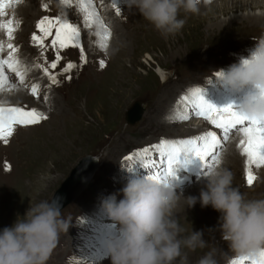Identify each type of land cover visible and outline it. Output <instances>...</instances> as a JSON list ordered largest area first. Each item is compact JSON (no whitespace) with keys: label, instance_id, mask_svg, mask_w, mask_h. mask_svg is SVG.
<instances>
[{"label":"rangeland","instance_id":"374dc122","mask_svg":"<svg viewBox=\"0 0 264 264\" xmlns=\"http://www.w3.org/2000/svg\"><path fill=\"white\" fill-rule=\"evenodd\" d=\"M94 1L95 4L100 2V0ZM106 2L112 14L111 19L115 18L118 25L124 26V30L118 34L115 40V42L119 40L116 42L117 46L112 53L108 49L105 52L96 46L99 45L96 41L84 38L86 35L84 36L81 18L73 15V11H68V8L66 12L71 17L69 20L81 30V43L83 44L85 41L83 47L88 62L82 64L78 48L61 49L62 59L56 69H51L56 78L60 79L59 86L51 84L42 70L35 67L36 64H45L47 60L50 63L55 61L56 51L51 47L55 29H53V37H50V41L45 42L47 47L44 57H41L40 49L33 45L31 37L34 33L41 34L37 23L44 16L53 18V15L66 14L63 13L62 4L48 2L47 5L50 6V9L46 12L44 8H38L37 12L40 10L42 16L36 21L32 20L31 25H28L31 29L28 33L22 32L25 30V24L21 18L17 17L19 16L17 14L18 7L26 5V0L14 4L11 9L7 8V14L0 17L5 22L13 18L20 22L18 33H14L11 43L16 41L13 44L19 48L17 55L20 61L29 59L30 64H34L33 72H36L37 69L39 74L42 72L40 77L45 79L42 78L41 84L36 83L40 86L39 100L30 92L34 85L32 84L34 78H32L25 81V85H23L24 91L29 88L27 102L21 104L9 102V105L6 102V106L14 105L27 109H36L37 107L38 111L48 116V119L39 125L16 126L20 128L36 127L32 128L28 136L25 133L20 134L16 130L7 145L0 141V206L5 210L2 217L3 223L0 224V232L6 227H11L18 217H23L31 204L34 205L43 200L51 201L53 195L75 166L87 160L93 162L94 173L86 187L72 203L61 211L62 215L70 220V228L68 233H61L57 247L53 250L47 264H112L108 245L118 236L119 225L109 218L104 203L111 196H116L117 200L122 199V189L130 179L149 175V172H146L148 170L143 168L136 159V153L160 143L161 140L196 137L194 133L188 131L191 130L193 124L203 125L205 121L202 117L193 114L192 111L189 112L188 120L181 122L176 119L173 121L172 114L177 112L174 111L176 100L190 95L193 89L199 88L202 89V93L210 95L209 103L217 105L216 107L223 108L232 105L236 110H239L248 93L254 94L255 92L251 86L241 91H235L222 84L213 74L219 73L221 69L227 71L232 65L238 64L242 58H247L250 50L255 48L256 40L264 37V20L257 22L256 25H249L250 23L246 19L230 22L231 18H241L245 14H264V0H259V5L262 8L252 10L253 3L247 1L243 2L246 5L244 10L239 11L236 10L237 8H233L232 11H227L226 15L210 13L213 6L222 4L221 1L213 0L212 4H205V7L201 4L199 14L182 12L181 18L185 19L184 28L177 35L167 38L161 36L147 20L140 19L136 10L129 7L127 10L123 1L117 0V6L121 9L119 16L112 7L111 0ZM240 4L241 2L237 6L241 7ZM230 6L232 5L230 4ZM98 7H100L99 4ZM100 9L103 8L100 7ZM12 10L15 12L9 14V11ZM104 19L110 18L105 16ZM80 25L82 26L80 27ZM87 37L89 36L87 35ZM0 41L5 44V51L0 55L7 58L6 45L9 41L6 32L2 31ZM88 44H93L94 48H89ZM68 50L70 51L66 53ZM26 58L28 59L26 60ZM101 60L106 64L103 69L100 67ZM49 61L47 64H50ZM69 62L75 64L76 67L71 72H64L63 68ZM30 64L26 66L30 67ZM159 70H161V76L158 73ZM162 75H165L167 79V81H163L164 84ZM243 91L247 92L241 93ZM45 96L53 99L55 108L47 107L50 101L49 99L45 101ZM232 97L233 100L238 97V102L229 104ZM135 103L141 104L143 114L138 122L129 125L126 122V113ZM57 109L64 110L65 113L58 115ZM74 123H79L76 125L80 126L82 133L79 138L69 143L68 133H72ZM166 123L171 126L174 124V132L165 131ZM204 127L208 132L211 129V131L220 134V130L215 129L211 124L204 125ZM184 131L185 133H183ZM206 131L203 132L206 133ZM51 133L56 137L59 136L58 134H62L60 136L65 137V141L63 140L62 143H65L66 148L69 147L68 149L71 151H64L66 148H62V143H55L54 151L58 155L64 151L60 161L64 163L48 161L45 166L48 168V172L42 173L41 166L33 163L28 155L32 148L31 145L36 140H40L44 135H47L48 138ZM237 134L239 135L235 131L232 133L225 145V150L232 139L238 136ZM21 143L25 145L22 146ZM50 145L53 152L54 143ZM155 154L157 153L152 155L153 159H155ZM15 155H19L20 160ZM128 156H132L133 161L126 160L125 158ZM196 161H194L195 164L186 165L183 167L184 170L180 171L178 176L180 183L175 185L177 192L184 193L183 191L196 187L198 181L203 178L199 174H204L206 171L204 163L197 157ZM95 165L96 167H94ZM9 167L11 168L10 172ZM129 169L133 170L129 171ZM245 171V169L240 172H236L235 169L230 170L235 180V187L249 198H264V191H259L261 190L258 183L259 176L253 171L257 181L252 187H249L246 177H244ZM187 172L195 173V175L186 177L185 173ZM39 182L40 184L36 185ZM184 205L182 208L180 202L178 203L174 210V216L180 225L187 226L189 230L193 225H198L196 228H199V232L203 233V239L207 242L206 247L197 248L195 251L183 249V254L187 257L185 264H199L200 259L209 251H214L217 264H229L232 260L241 258L232 252L228 243L221 238L219 212L214 211L215 218L212 214L214 212L207 210V208H211L210 206L202 207L195 203L194 206L188 207L187 202H184ZM203 216L206 217H204L206 224L200 222ZM199 222L200 224H198ZM258 258L255 260H259ZM180 260L181 258H177L175 264H180ZM252 260H246L245 264H252Z\"/></svg>","mask_w":264,"mask_h":264},{"label":"clouds","instance_id":"9594fccd","mask_svg":"<svg viewBox=\"0 0 264 264\" xmlns=\"http://www.w3.org/2000/svg\"><path fill=\"white\" fill-rule=\"evenodd\" d=\"M212 0H128L160 34L175 36L185 26L181 13L199 14L201 4ZM247 58L227 71L214 73L220 82L235 91L251 86L239 108L249 119H264V37L256 40ZM206 190H201L202 207L211 206L220 213L221 238L239 257L257 259L264 250V198H249L233 186L232 173L221 164L205 175ZM123 198L109 197L104 208L119 225V234L108 245L112 264H185L183 249L195 251L207 242L202 232L182 235L185 229L174 216L181 199L188 207L195 197L178 194L172 179L161 183L149 175L133 178L122 189ZM70 220L60 210L58 201L43 200L18 217L11 227L0 232V264H47L57 247L61 233H68ZM199 264H217L214 251L203 256ZM231 264V262H229Z\"/></svg>","mask_w":264,"mask_h":264},{"label":"snow or ice","instance_id":"6c2138e0","mask_svg":"<svg viewBox=\"0 0 264 264\" xmlns=\"http://www.w3.org/2000/svg\"><path fill=\"white\" fill-rule=\"evenodd\" d=\"M22 0H0V17L5 16L6 9L14 4L21 3ZM103 3V0H101ZM61 4L72 7V0H61ZM79 11L83 14L84 26L88 29L95 27L96 36L99 38V47L107 51L108 41L111 38V31L100 17L96 10L94 0H78ZM111 5L115 9L116 14H121V9L117 6V0H111ZM45 11L48 10V5L43 4ZM19 21L15 18L8 21L0 20V31L7 34L8 43L6 48L8 50L7 58L0 55V93L5 90L15 88L11 83L7 72L14 73L19 79L21 85H25V79L28 67L24 65L19 57V48L11 41L14 39V33L19 28ZM40 35L33 34L31 39L33 45L40 49L41 57H44L46 51L45 40L48 37H53V29H55L54 38L51 40V47L56 51V59L54 62L47 64L45 57V64H36L35 67L40 68L45 76L48 77L51 84L59 86V81L56 75L51 72V69H56L57 64L62 59L60 55L61 49L69 47L78 48L80 50V59L82 64H86L87 56L85 55L84 47L81 43V30L62 14L56 18H49L44 16L37 23ZM5 51V44L0 41V54ZM76 67L75 64L69 62L63 68L64 72H71ZM100 67L103 69L106 64L103 60L100 61ZM71 79V77H68ZM39 85H32L31 95L39 100ZM47 101L48 97H44ZM184 109L183 112L179 108ZM189 109H191L196 116L203 117L215 129L220 130L221 134L216 131H209L203 135H199L190 139L181 140H161L160 143L146 147L136 153V159L139 164L148 170L149 176L161 183L167 182L169 179L176 178V173L180 167L190 163V157H197L204 163L206 169L204 175L221 163V154L225 151V145L229 141L230 136L235 131L242 135L239 141L238 148L241 155L246 157V179L249 187H252L257 179L253 172V167L260 169L264 167V119H249L242 115L234 106L228 105L223 108H218L209 103L202 94V89L196 88L191 91L190 95H186L178 101V109L176 112V119L178 121H185L190 118ZM45 113L37 109H27L26 107L6 106L5 101H0V141L5 145L9 143L10 138L16 131V126H30L39 125L42 121L47 120ZM153 153L158 154V159H153ZM126 160H133L132 156L125 158ZM134 169V168H133ZM133 169H129L132 171ZM9 172L11 168H8ZM259 260H252V264H264V250L261 251ZM248 257H241L234 259L231 264H245Z\"/></svg>","mask_w":264,"mask_h":264},{"label":"bare ground","instance_id":"6f19581e","mask_svg":"<svg viewBox=\"0 0 264 264\" xmlns=\"http://www.w3.org/2000/svg\"><path fill=\"white\" fill-rule=\"evenodd\" d=\"M27 1V4L26 5H22V6H19L18 7V12H17V14L19 15V16H17L19 19L21 18V21H23L24 22V24H25V30H22V32H30L31 31V29H30V27L28 26V25H31V23H32V20H34V21H36L39 17H41L42 16V14L38 11L37 12V9L39 8H41L42 7V5L43 4H47L48 2H56V3H58V2H60L61 3V0H26ZM107 0H103V3L101 2V0H100V2L99 3H96L95 4V1H94V4H95V7H96V10L99 12V14H100V17L103 19V21H104V23L109 27V29H110V31H111V38H110V40L108 41V43H110V44H108V50H110L111 51V53L113 52V49L115 48V46H117V44H116V42L117 41H119V40H117L116 42H115V40H116V38H117V36H118V34L119 33H121L122 32V30H124V26H120V25H118L117 24V21H116V19L115 18H113V19H111L112 17H111V12L109 11V9H108V6H107V2H106ZM121 1H123L124 2V6L127 8V10H128V0H121ZM213 1V0H212ZM216 1H221V5L219 6V5H217V6H213L211 9H212V11H210V13H213V14H215V13H221L222 15H224L227 11H232L231 9H233V8H237L236 10H239V11H242V10H244L245 9V4L244 3H246L247 1H250V2H252L253 3V6L251 7V9L252 10H255V9H259V8H262V6H260L259 5V0H216ZM263 1V0H262ZM239 2H241V7L240 6H237V4H239ZM244 2V3H243ZM264 3V2H263ZM262 3V4H263ZM98 4L100 5V7L101 8H103V9H100V7H98ZM212 4V3H211ZM217 4V3H216ZM230 4L232 5V6H230ZM202 5H204V7H205V4H203L202 3ZM53 6V5H52ZM55 6V5H54ZM58 6V5H57ZM110 7V6H109ZM43 8V7H42ZM57 8V7H56ZM69 8V9H68ZM10 9H11V7H10ZM48 9H50V6H48ZM62 9H64L63 10V13H66L64 16L69 20V19H71V17L67 14L68 12H66V10L68 9V11L69 10H71V11H73V15H76V17L77 18H81V22H82V24H83V30H84V32H85V34H84V36L86 35V37H84V38H88V40H90V41H96V43H98L99 44V38L96 36V34H95V32H96V28L95 27H93L92 29H88V28H86L85 26H84V23H83V14L82 13H80V11H79V4H78V0H72V7H67V6H65V5H63L62 4ZM210 9V10H211ZM43 10V9H42ZM130 10V9H129ZM133 10H135V9H133ZM59 11V10H58ZM13 12H15L14 10H12V11H9V14H11V13H13ZM46 12V11H45ZM50 13H52L53 14V12H51L50 11ZM69 13H71V12H69ZM62 14V13H61ZM136 14H138L139 16H140V19H143V17L139 14V13H136ZM45 15H47V14H45ZM78 15V16H77ZM128 15V14H127ZM226 15V14H225ZM229 15V14H228ZM10 16H12V15H10ZM105 16H108L110 19H104V17ZM135 16H137V15H135ZM56 17H58V15H53V18H56ZM135 18V17H134ZM138 18V17H137ZM127 19H129L128 17H127ZM131 19V18H130ZM247 20L249 23V25H256V23L257 22H261L262 20H264V14H260V15H248V14H245V15H242L241 16V18H237V17H235V18H231L230 19V22H236V21H244V20ZM1 20V19H0ZM135 20V19H134ZM3 21V20H2ZM69 22H71L70 20H69ZM138 22V21H137ZM142 23V22H141ZM126 24V23H125ZM138 24V23H137ZM140 24V23H139ZM227 24V23H226ZM20 25V24H19ZM79 25V24H78ZM130 25V24H129ZM262 25V24H261ZM260 25V26H261ZM82 25H80V27H81ZM231 26V25H230ZM130 28V27H129ZM134 28V27H133ZM21 29V28H20ZM137 29V28H136ZM82 30V31H83ZM129 31V30H128ZM19 32H20V30H19ZM1 33H2V31H0V36H1ZM16 33H18L17 31H16ZM21 33V32H20ZM54 35H55V33H54ZM87 35L89 36V37H87ZM27 36H30V35H27ZM81 36H82V34H81ZM4 37V36H3ZM5 38V37H4ZM47 41H50V37H48L46 40H45V42H47ZM5 42H6V40H5ZM14 42H16V41H14ZM13 42V43H14ZM112 43V44H111ZM20 44V43H19ZM84 46H85V41H84ZM82 44V45H83ZM89 46V48H94L93 46V44H88ZM47 46V45H46ZM87 46V45H86ZM96 46H99V45H96ZM230 46V45H229ZM25 47V46H24ZM223 47V46H222ZM96 48V47H95ZM100 48V47H99ZM7 49V48H6ZM49 49V48H48ZM101 49V48H100ZM29 50V49H28ZM66 50V49H65ZM64 50V51H65ZM70 50H68V51H66V53H68ZM54 53V52H53ZM110 53V54H111ZM221 53H223V52H221ZM31 55V54H30ZM62 57V56H61ZM49 58V57H48ZM53 58V57H52ZM28 58H26V60H27ZM22 60H23V58H22ZM28 61V62H27ZM27 61H25V60H23V64L24 65H28V64H30L31 63V61H29V59L27 60ZM49 60H47V62H48ZM42 62V61H41ZM49 63H50V61H49ZM31 66L30 67H28V69H29V71L27 72V74H30V75H27L26 76V79H25V81H27V80H31L32 78H34L33 79V82H32V84H36V83H40L41 84V82H43V77L41 76L40 77V74L42 73H38L37 72V69H36V72H33L34 70H33V68H34V64L32 65V64H30ZM222 66V65H221ZM230 67V66H229ZM227 70V69H226ZM54 71V70H53ZM31 72H33V74L31 75ZM159 75L161 76V70H159ZM6 74L9 76V78H10V81H11V83H13V84H20L19 83V79H18V77H16L15 76V74L14 73H11V72H7V70H6ZM43 78V79H42ZM45 80V79H44ZM59 82H60V79H57ZM81 80V79H80ZM163 81H167V79H166V76L165 75H162V83H163ZM45 82V81H44ZM47 82V81H46ZM45 82V83H46ZM196 82V81H195ZM164 84V83H163ZM166 84V83H165ZM59 85H60V83H59ZM24 89V86L23 85H18V86H15V88H13V89H11V90H5L3 93H0V101H5V102H8V105L10 104L9 102H15V103H24V102H27V100H28V98H27V96H28V91H29V88L28 89H25L26 91H24L23 90ZM98 92V91H97ZM247 91H243V92H241V93H246ZM249 94H252L251 92H249L248 93V95ZM241 96V95H240ZM239 96V97H240ZM246 96V95H245ZM238 98V97H237ZM242 98V97H241ZM49 99V101H50V103L48 102V105H47V107H49V108H52V107H54L53 105V99H51L50 97L48 98ZM239 99V98H238ZM181 99H179V100H176L175 102H174V111H177V109H178V101H180ZM216 102V101H215ZM12 104V103H11ZM45 105V104H44ZM214 105V104H213ZM220 105V104H219ZM10 106H14V105H10ZM217 106V105H216ZM55 108V107H54ZM177 108V109H176ZM36 109H38L37 107H36ZM56 110V109H55ZM57 111H58V115H61V113L63 114V113H65V111L64 110H61V109H57ZM179 111H181V112H183L184 111V109L182 108V107H180L179 108ZM192 110L191 109H189V112H191ZM192 113L194 114V112L192 111ZM191 113V114H192ZM58 115H56V116H58ZM172 116H173V121H175L176 120V113L175 112H173V114H172ZM48 117V116H47ZM63 119H64V117H63ZM170 119V118H169ZM168 119V120H169ZM167 121V120H166ZM43 122V121H42ZM158 122H160V121H158ZM157 122V123H158ZM54 123V122H53ZM173 123V122H172ZM76 124H79V123H74L73 124V128H72V133H68V140H69V143L71 142H73L74 140H76L77 138H79V136H80V134L82 133V130L80 129V126H77ZM164 125V124H163ZM174 124H172V126L170 125V124H168V123H166L165 125H164V128H165V131H167L168 133H171L172 131H173V129H175V128H173L174 126H173ZM204 125H210L206 120L203 122V125H201V124H196V125H192L191 126V130L190 131H188V132H192V133H194V136H199V135H203L205 132H203V131H206L205 129V127H204ZM18 126V125H17ZM59 126V125H58ZM32 128H36V127H31V128H20V127H16V130H17V132H19L20 134L21 133H25V135H29V133L32 131ZM80 129V130H79ZM58 131V130H57ZM210 131H211V129H210ZM60 132V131H59ZM174 132V131H173ZM208 132V130L206 131V133ZM183 133H185V131L183 132ZM191 133V134H192ZM220 133V132H219ZM186 134H188V133H186ZM221 134V133H220ZM59 136L58 137H56L53 133H51V134H49L48 135V138H47V135H44V136H42V138H40V140H36L31 146H32V148L30 149V153H29V155H28V158L33 162V163H35L36 165H40L41 166V170H42V173H45V171L46 172H48V168L47 167H45L46 165H47V163H48V161H51L52 163H64V162H60L61 160H62V158H61V156L62 155H64V151H67V150H70V149H68L69 147H67L66 148V145H65V143H62L63 142V140L65 141V137H63V136H60V135H62V134H58ZM238 135V134H237ZM20 136V135H19ZM19 136H15L16 138L17 137H19ZM189 137V136H188ZM178 138V137H177ZM243 137H242V135L241 134H239L237 137H235L234 139H232V141H231V143L226 147V150L223 152V154L221 155V165L223 166V167H225V168H227L229 171L231 170V169H235V171L236 172H240V171H242L243 169H245V166H246V157H244L243 155H241V152H240V149L238 148V144H239V141L242 139ZM11 139V138H10ZM15 139V138H14ZM178 140H181V138H179ZM23 142V141H22ZM51 143H54V146H53V152H52V146L50 145ZM55 143H62L61 144V146H62V148L64 149V148H66L64 151H63V153L61 154V155H58L57 153H56V151H54L55 150ZM21 145L22 146H24L25 144L24 143H21ZM58 146V145H57ZM59 147V146H58ZM59 150H60V147H59ZM20 151V150H19ZM62 151V150H61ZM71 151V150H70ZM56 153V154H55ZM73 154V153H72ZM69 156V155H68ZM109 156H110V154H109ZM15 157L16 158H18L19 160H20V156L19 155H15ZM93 157V156H92ZM193 157H195V156H193ZM193 157H190V160L192 161V162H194V158ZM65 159V158H64ZM134 159V158H133ZM155 159H158V155L157 154H155ZM26 160V159H25ZM131 161H133V160H131ZM197 163H198V161H196ZM188 165H190L191 163H187ZM194 164H195V162H194ZM200 164V163H199ZM84 165H85V167H84ZM201 166H202V164H201ZM45 167V168H44ZM93 167V162H92V160H90V163L89 162H87V161H84V162H82L81 163V165L78 167V169L76 170V173L77 172H80L82 169L83 170H85L86 172H91L92 171V168ZM94 167H96V165L94 166ZM75 168V167H74ZM189 168V167H188ZM200 168V167H199ZM183 169V167H180V169L177 171L178 173H176V178H177V176H178V174L180 173V170H182ZM184 170V169H183ZM189 170V169H188ZM187 170V171H188ZM204 170V169H203ZM190 171V170H189ZM253 171L259 176V178H258V183H259V186H260V189L261 190H259V191H264V167H262V168H260V169H256L255 167H253ZM146 172H148V171H146ZM183 172V171H182ZM200 172H202V171H200ZM199 172V173H200ZM205 173V172H204ZM87 174V173H86ZM193 175H195V173H192V172H187V173H185V176L186 177H192ZM200 176H202L203 178L201 179V180H197L199 183L198 184H196V187H193L192 189H189V190H186V191H183L184 193H183V196H184V198L186 199L187 197H189V196H191V197H195L196 198V200H197V202H196V204H198V205H201V203H200V201H199V197H200V192H201V190H206V184H207V181L205 180V175L203 174V173H201V174H199ZM70 176V175H69ZM244 177H246V171L244 172ZM174 179V178H173ZM247 180V179H246ZM180 181V180H179ZM257 181V180H256ZM36 182V181H35ZM40 184V182L39 183H37L36 185H39ZM1 185V184H0ZM35 185V186H36ZM179 186V185H178ZM233 186L235 187L236 185H235V180H234V177H233ZM37 187V186H36ZM1 188V187H0ZM237 188V187H236ZM13 189V188H12ZM33 190V189H32ZM38 190V189H37ZM35 191V190H34ZM39 191V190H38ZM42 191V190H41ZM43 193V192H42ZM178 194H180L181 192H177ZM81 194V193H80ZM56 201H58V203H59V206H61L62 204H63V202L65 203V200H66V198H56L55 199ZM35 201V200H34ZM180 207H182V208H184V202H186L185 200H183V199H181L180 201ZM182 202V203H181ZM72 203V202H71ZM8 204V203H7ZM9 205V204H8ZM7 205V206H8ZM69 205V204H68ZM67 205V206H68ZM6 206V209H8V207ZM14 207V206H13ZM21 207V206H20ZM66 207V206H65ZM64 207V208H65ZM211 207V206H210ZM64 208H62V209H60L61 211L64 209ZM198 208V207H197ZM207 210H210L211 212H214L215 210L211 207L210 209H208L207 208ZM18 211V210H17ZM4 212H5V210L2 208V206H0V224H2L3 222V219H2V217H3V215H4ZM19 212V211H18ZM178 212V211H177ZM206 213V212H205ZM213 214V216L216 214L215 212L214 213H212ZM220 214V213H219ZM177 215V214H176ZM208 215V214H207ZM9 216V215H8ZM20 216V215H19ZM204 217L205 216H203V217H201V219H200V222H202V224H206V222H205V219H204ZM215 217V216H214ZM206 218V217H205ZM216 218V217H215ZM5 220V219H4ZM208 220V219H207ZM215 220V219H214ZM199 221V220H198ZM198 221H196V222H198ZM210 221V220H209ZM213 221V220H212ZM200 222L198 223V224H200ZM210 223V222H209ZM184 229H185V232L182 234V235H189L191 232H192V230L193 231H196V232H199V228H196L198 225H193L192 226V228L189 230V228H187V226H185V225H181ZM201 226V225H200ZM217 226V225H216ZM187 228V229H186ZM209 229V228H208ZM207 230V229H206ZM188 231H190V232H188ZM212 231V230H211ZM259 259V258H258Z\"/></svg>","mask_w":264,"mask_h":264},{"label":"water","instance_id":"95a60500","mask_svg":"<svg viewBox=\"0 0 264 264\" xmlns=\"http://www.w3.org/2000/svg\"><path fill=\"white\" fill-rule=\"evenodd\" d=\"M143 114V110L140 107V103H135L126 113V122L129 125H134L136 122H138ZM87 162L90 163V160H87ZM78 166H75V168L72 169L70 176H68L59 189L56 191V193L53 195L52 200H55L56 198H66L65 203L60 206V209L64 208L71 202H73L80 193L84 190L86 187L90 177L94 173L93 167L91 168V172H86L85 170H81L80 172L76 173V170L78 169ZM85 167V165H84ZM87 173V174H86Z\"/></svg>","mask_w":264,"mask_h":264}]
</instances>
